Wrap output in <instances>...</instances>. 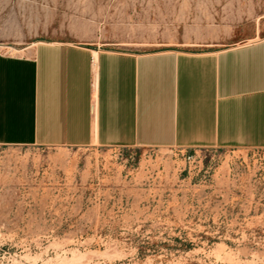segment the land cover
Here are the masks:
<instances>
[{"label":"rangeland","instance_id":"obj_1","mask_svg":"<svg viewBox=\"0 0 264 264\" xmlns=\"http://www.w3.org/2000/svg\"><path fill=\"white\" fill-rule=\"evenodd\" d=\"M264 37V0H0V51ZM0 264H264V148L0 145Z\"/></svg>","mask_w":264,"mask_h":264},{"label":"crops","instance_id":"obj_2","mask_svg":"<svg viewBox=\"0 0 264 264\" xmlns=\"http://www.w3.org/2000/svg\"><path fill=\"white\" fill-rule=\"evenodd\" d=\"M119 51L37 39L0 51V145L264 148V37Z\"/></svg>","mask_w":264,"mask_h":264}]
</instances>
